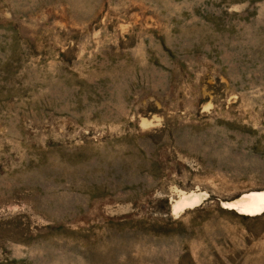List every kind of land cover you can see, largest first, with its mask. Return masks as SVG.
<instances>
[{"label": "rangeland", "instance_id": "rangeland-1", "mask_svg": "<svg viewBox=\"0 0 264 264\" xmlns=\"http://www.w3.org/2000/svg\"><path fill=\"white\" fill-rule=\"evenodd\" d=\"M252 191L264 0H0V264H264Z\"/></svg>", "mask_w": 264, "mask_h": 264}, {"label": "bare ground", "instance_id": "bare-ground-1", "mask_svg": "<svg viewBox=\"0 0 264 264\" xmlns=\"http://www.w3.org/2000/svg\"><path fill=\"white\" fill-rule=\"evenodd\" d=\"M180 197H182V196H180ZM196 197H197L196 195H194L193 197H190V198L185 197L180 202V205L187 207L186 205L193 204L194 202H197V200L199 201V199ZM175 204H176V202H175ZM225 206L230 208V209H235L238 212L244 213L247 215H256V214L263 213L264 212V191H252L249 193H244L238 199H236L230 203H226ZM185 207H183V208H185ZM175 209H176V207H175Z\"/></svg>", "mask_w": 264, "mask_h": 264}, {"label": "water", "instance_id": "water-1", "mask_svg": "<svg viewBox=\"0 0 264 264\" xmlns=\"http://www.w3.org/2000/svg\"><path fill=\"white\" fill-rule=\"evenodd\" d=\"M225 208H228V207L225 206Z\"/></svg>", "mask_w": 264, "mask_h": 264}]
</instances>
